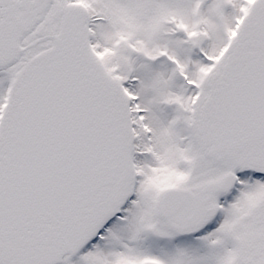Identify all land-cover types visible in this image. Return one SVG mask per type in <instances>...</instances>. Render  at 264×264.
Wrapping results in <instances>:
<instances>
[{
	"label": "flooded vegetation",
	"instance_id": "obj_1",
	"mask_svg": "<svg viewBox=\"0 0 264 264\" xmlns=\"http://www.w3.org/2000/svg\"><path fill=\"white\" fill-rule=\"evenodd\" d=\"M254 1L17 0L30 28L21 35L24 50L0 67V116L15 73L52 45L65 8L75 5L70 14L86 12L87 33L114 48V76L131 117L125 199L94 240L58 264H264V174L217 160L202 134L237 15ZM157 155L172 169L159 179L139 163ZM133 218L140 236L130 248L119 228Z\"/></svg>",
	"mask_w": 264,
	"mask_h": 264
},
{
	"label": "water",
	"instance_id": "obj_2",
	"mask_svg": "<svg viewBox=\"0 0 264 264\" xmlns=\"http://www.w3.org/2000/svg\"><path fill=\"white\" fill-rule=\"evenodd\" d=\"M0 0V67L30 28ZM71 5L52 46L15 74L0 119V264L75 256L122 205L132 175L127 96L87 43ZM205 104L212 155L264 173V0L246 16ZM155 264V263H149Z\"/></svg>",
	"mask_w": 264,
	"mask_h": 264
},
{
	"label": "bare ground",
	"instance_id": "obj_3",
	"mask_svg": "<svg viewBox=\"0 0 264 264\" xmlns=\"http://www.w3.org/2000/svg\"><path fill=\"white\" fill-rule=\"evenodd\" d=\"M93 50L98 54L105 69L108 72H112L114 69L115 51L112 46L104 45L99 46L97 40L92 37L90 40ZM139 163L148 171L154 174L156 179L159 177L168 176L172 169L170 165L165 161L162 155H157L151 163H147L139 160ZM140 214V211L137 214ZM119 232L123 235L124 240L129 244L130 248H134L137 243V239L140 236V229L137 226V218L130 219L129 223L124 228H119Z\"/></svg>",
	"mask_w": 264,
	"mask_h": 264
},
{
	"label": "rangeland",
	"instance_id": "obj_4",
	"mask_svg": "<svg viewBox=\"0 0 264 264\" xmlns=\"http://www.w3.org/2000/svg\"><path fill=\"white\" fill-rule=\"evenodd\" d=\"M108 28H110V26L109 25H102L101 26V31L103 32V34L105 35V36H108L109 35V33H107V32H105V31H107V29ZM92 32H93V30H92ZM99 41V40H98ZM98 44H99V46H104V45H106V44H100V42H98ZM253 185V187H255V188H259L260 187V184H258V183H254V184H252ZM251 187V186H250Z\"/></svg>",
	"mask_w": 264,
	"mask_h": 264
}]
</instances>
